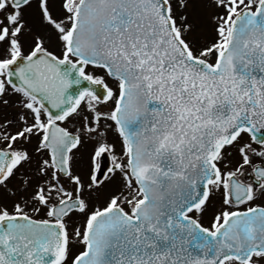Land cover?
Masks as SVG:
<instances>
[{
    "label": "snow or ice",
    "instance_id": "6c2138e0",
    "mask_svg": "<svg viewBox=\"0 0 264 264\" xmlns=\"http://www.w3.org/2000/svg\"><path fill=\"white\" fill-rule=\"evenodd\" d=\"M0 264H264V0H0Z\"/></svg>",
    "mask_w": 264,
    "mask_h": 264
}]
</instances>
